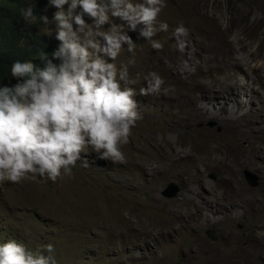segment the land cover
Here are the masks:
<instances>
[{
    "label": "rangeland",
    "instance_id": "374dc122",
    "mask_svg": "<svg viewBox=\"0 0 264 264\" xmlns=\"http://www.w3.org/2000/svg\"><path fill=\"white\" fill-rule=\"evenodd\" d=\"M45 6L43 15L51 20L55 9ZM254 18L261 21L256 25L259 27L247 28ZM158 20L168 24L167 31L157 32L153 37L162 44L159 50L152 49L143 38L137 39L136 32L128 33L136 45L135 64L128 68V73L136 81L131 87L137 93L134 99L138 103L140 119L131 129L128 143L120 146L123 162L111 163L93 153H82L71 175H62L56 182L38 178L18 184L5 182L0 186V242L14 239L28 250L40 249L42 255H46L43 246L51 244L56 264H264V231L257 232L254 209L249 207L251 204L247 205L251 201L262 203L264 208V162H258L256 157L258 144L264 143V132L260 135L247 131V123H243L246 127L243 131L248 136L238 147L255 165H234L233 156H228V162L232 164L227 166L233 168L234 178L244 191L240 199H231L233 206L215 204L220 214L213 216L202 204L204 200H197L199 209L195 210L189 204L181 203L190 189L188 179L193 173L192 165H181L183 170L172 173L170 168L174 165H161V156L156 149V145L164 140L170 141L176 152L184 151L185 155L173 158L171 164L186 155L193 156L190 150L183 148L188 134L173 121L181 116L180 110L187 111L194 105L218 114L226 104L227 112L236 110L237 106V115L244 114L236 100L226 102L230 92L219 82L238 84L246 89L247 85L252 86V81L246 83L240 74L233 78L221 75L215 76L216 86L209 88L212 79L203 72L206 57L203 45H216L213 34L231 42L238 30L243 36L255 35L257 29L264 28V0H166ZM177 25H183L186 34L173 35ZM43 27L39 28V34L45 36L40 31ZM205 35L211 36L204 43ZM45 37L54 39V33ZM180 43L183 44L182 51L177 48ZM213 52L219 60L228 62L226 50ZM129 55L122 51L116 63L126 62ZM189 60H192L193 68L189 66ZM163 69H171V74L180 81L188 82V79L209 89L188 93V89L172 80L170 75L162 74ZM148 73H156L163 80L157 96L139 94ZM250 77L254 79V76ZM165 84L170 86L165 87ZM245 91L249 94L248 89ZM248 94L242 102L250 101ZM221 119L203 120L192 129L199 135L212 136L215 143L222 142L226 138V126ZM251 120L252 128L264 131V114H255ZM214 166L200 165L197 178L209 183V189L220 198L228 169L225 165H222L224 170ZM246 173L256 178L255 187L247 183ZM143 185L150 190L139 188ZM171 185L178 187L179 194L168 200L163 194ZM243 210H248L246 215ZM222 215L232 217L234 221L228 224ZM261 222L264 224V217ZM207 233H213L215 241H210ZM232 238L234 246L228 248ZM224 254L229 256L215 262Z\"/></svg>",
    "mask_w": 264,
    "mask_h": 264
},
{
    "label": "clouds",
    "instance_id": "9594fccd",
    "mask_svg": "<svg viewBox=\"0 0 264 264\" xmlns=\"http://www.w3.org/2000/svg\"><path fill=\"white\" fill-rule=\"evenodd\" d=\"M48 6L55 9L51 20L36 14L33 2L19 10L25 23L39 21L40 31L54 33L59 43L50 54H35L42 67L13 60L8 73L15 83L0 84V186L29 178L56 182L71 175L82 153L123 162L120 146L140 119L131 87L136 81L128 73L136 45L128 33L159 50L153 37L168 29L158 20L166 0H47ZM184 34L177 25L173 35ZM122 51L130 55L117 64ZM162 84L148 73L139 94H157ZM42 250L46 255L8 239L0 242V264H56L52 245Z\"/></svg>",
    "mask_w": 264,
    "mask_h": 264
},
{
    "label": "bare ground",
    "instance_id": "6f19581e",
    "mask_svg": "<svg viewBox=\"0 0 264 264\" xmlns=\"http://www.w3.org/2000/svg\"><path fill=\"white\" fill-rule=\"evenodd\" d=\"M252 20L253 22L251 23L249 22L246 25V27L247 28H251L252 26H255L256 28L259 27L256 25H259L261 21L258 20V18H254ZM259 29H257V33L252 36H248L247 34L243 36L239 30L236 31V38L234 42L227 40L225 37L221 39L219 37L214 36V34L213 35L211 34L216 39V42L215 40L213 41L216 43V45L212 43L203 45L204 54L206 55V57L204 56L205 57L204 58L205 69L203 70V72H204V75H206L207 77L210 76V78L212 79V83L209 88L212 89L216 86L217 82H216L215 76H221V75L223 76L229 75L230 78H233L236 74H240L245 78L246 83H249V81H252L251 87H249L248 85L246 86L247 87L246 89L249 90L250 101L245 102V103L242 102L243 100L242 98L245 97L248 94V92L245 91L246 89H244V87L238 84H237L238 86L233 85L234 86L233 87L232 85L226 84L227 82H225V84H223L221 81L219 82L221 87L226 88L228 92H230V94L227 96L228 98L226 99V102L227 103L231 102L232 99L236 100V104L239 105V107L241 108L242 112H244V114L237 115V111H238L237 106H236V110L231 109L230 112H227L226 104L223 107H221L218 114L210 113L209 111L199 108V107H195L194 105L187 111H184L182 108L183 111L181 112L180 110L181 116L178 118H173V121L175 122L178 128L186 131V133L188 134L186 136L187 143L184 144L183 148H185L186 150L187 149L190 150V153L193 156L190 157L191 156L190 154H189L190 156L186 155L185 157H181L180 161H178L177 163L174 162L176 164H171V160L173 158L178 157L180 154L185 155L184 151L176 152L174 150L173 144L170 141L163 140V141H160V143L156 145V149L160 153V156H161V159H160L161 165H170V166L174 165L172 168H170L172 173L181 169L182 168V167L180 168L181 165H192L193 173H192V176H190L188 179L190 189L186 192L187 197L181 203H183L184 205L189 204L195 210V209H199L197 205V200H204L202 204L205 205L207 209L208 208L210 209L208 212L212 216L220 214L219 210L216 207H214L215 204L219 205L222 203L224 204V206L232 204L233 206L234 201L231 199L232 198L234 200L240 199V197L242 196V192L244 191L240 182L238 183L236 179L234 178L236 176L234 172L231 170L233 168L230 169L229 168L230 166H227V165L232 164L228 162V156L229 157L231 155L233 156L232 162L234 165H239V166L255 165L252 163L251 159L244 156V152H242L238 147L239 142L246 140L248 136L243 131L244 129H246V127L243 126V123H247V128H248L247 131L249 130L250 132L255 131V132H258V134L260 135L263 134L264 132L261 128L262 126L260 127L261 129H259L260 131L259 133L258 130L256 131L254 128H252L253 125L251 124L252 123L251 116L255 114H258L259 116H263L264 114V28L261 30ZM210 36L205 35L202 41L204 42L206 38H210ZM215 50H218V51L226 50L227 51L226 56H227L228 62L221 60V59L219 60L218 59L219 57L216 56V54L213 52ZM210 55L212 56L211 58H209ZM235 55H237L238 58L235 57ZM256 62H261V63L253 65ZM188 64L190 67L192 66L193 68L192 60H189ZM197 68H196L197 71L199 72L202 71V70H198ZM171 72H172L171 69L169 70L163 69L162 74L164 73V75L165 74L170 75L172 80H175V82L179 83L182 87H186L188 89L187 90L188 93L193 94L196 92H200L202 90L205 91L206 89H209L206 85L189 82L188 79H187L188 82L180 81L177 79V76L173 75V73L171 74ZM164 75L162 76L165 77ZM250 76H254V79H252ZM166 85L168 84H165V87L170 86V85L168 86ZM242 91H245V92L242 93ZM250 106H252L253 108H251ZM220 117L222 118L220 120L221 123L226 126V138L223 139V141L221 140L222 142L219 141V143H215L212 136L207 135V134L206 136H203L202 134L199 135L198 133H195V131L192 129L194 124L200 123L203 120L219 119ZM254 123L255 122H253V124ZM260 144H258L259 148L257 149L256 157L258 158V162L263 163L264 162V148H263L264 143L260 142ZM200 165H209V166L216 165L214 167L215 169L218 168V170H224L225 167L222 165H225L226 168L228 169L227 177L226 179L225 178L223 179L224 189H223V195L220 198L216 196V193L212 189H209L211 188L209 183L206 184L205 182L200 181L199 178H197V176H199L200 174V172L197 171L198 168H200ZM217 165H220L222 167L219 168V166ZM193 178H195V180H193ZM139 188L141 189L147 188L148 190H150V187H145V185ZM247 205H249V207H252L254 209L253 216L255 219V223L257 224V228H256L257 232L263 233L264 224H262L263 222H261V218L264 217L263 215L264 208H262V203L256 204L255 202L250 201V202H247ZM247 211L248 210H243L242 213L246 215ZM223 221L228 224H231L234 220L232 219V217L224 216ZM233 240L234 239L232 238L228 241V245H227L228 248H232L234 246ZM227 255L228 254L218 256L215 262H218V261L220 262L221 259L223 260L224 258L227 257Z\"/></svg>",
    "mask_w": 264,
    "mask_h": 264
},
{
    "label": "trees",
    "instance_id": "16d2710c",
    "mask_svg": "<svg viewBox=\"0 0 264 264\" xmlns=\"http://www.w3.org/2000/svg\"><path fill=\"white\" fill-rule=\"evenodd\" d=\"M30 2L35 4L34 12L43 15L47 0H0V84L15 83L8 73L13 60L29 59L42 67L35 54L42 50L50 54L58 45L55 39L39 34V21L27 24L20 17L19 10Z\"/></svg>",
    "mask_w": 264,
    "mask_h": 264
},
{
    "label": "water",
    "instance_id": "95a60500",
    "mask_svg": "<svg viewBox=\"0 0 264 264\" xmlns=\"http://www.w3.org/2000/svg\"><path fill=\"white\" fill-rule=\"evenodd\" d=\"M245 178H246V181L247 183L250 185V187H255V182H256V178L251 176L250 174L246 173L245 174ZM179 194V189L176 185H171L167 191L163 194V196L168 199V200H171V199H174L177 195ZM207 238L210 240V241H215L214 237H213V233H207Z\"/></svg>",
    "mask_w": 264,
    "mask_h": 264
}]
</instances>
